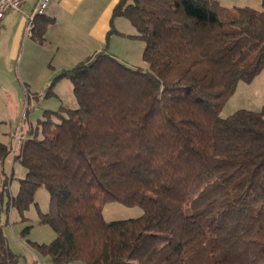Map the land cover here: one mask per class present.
Listing matches in <instances>:
<instances>
[{"label": "trees", "instance_id": "trees-1", "mask_svg": "<svg viewBox=\"0 0 264 264\" xmlns=\"http://www.w3.org/2000/svg\"><path fill=\"white\" fill-rule=\"evenodd\" d=\"M260 1L261 10L117 2L111 21L130 22L148 68L103 50L55 77L50 87L69 79L77 105L45 111L22 133L13 161L25 175L7 201L0 143V264L19 257L3 215L13 207L24 220L41 187L49 201L38 222L55 237L30 246L52 264H264V108L220 116L237 85L264 68ZM35 20L41 42L51 20ZM106 202L143 213L106 221Z\"/></svg>", "mask_w": 264, "mask_h": 264}, {"label": "rangeland", "instance_id": "rangeland-1", "mask_svg": "<svg viewBox=\"0 0 264 264\" xmlns=\"http://www.w3.org/2000/svg\"><path fill=\"white\" fill-rule=\"evenodd\" d=\"M215 1L225 8L247 6L253 10H261L260 0ZM12 34L11 29L0 34V143L5 144L9 149L2 164L4 173L9 178L8 191L4 194L5 201L16 195L19 179L25 175V169L19 163L13 161V151L16 143L13 134H17L19 130L23 133L27 128L34 127L38 120L42 119L45 111H57L61 106L72 109L77 105L69 79L65 77L57 79L50 87L52 80L62 73V70H58L59 60L56 57L54 60H49V53L45 51L29 54L26 38L21 42L17 52L14 51ZM33 39L35 42H39L35 36ZM113 40L114 36H112L111 42ZM138 42L144 46L142 41ZM48 46L44 44L45 48ZM49 50L51 51L50 48ZM135 54H137V50H132L131 57H134ZM139 59L140 52L138 51V60H134V63L129 64L132 65L131 68L147 69L146 62L142 59L139 61ZM49 74H53V76L46 84H43V81L45 82V79L43 80L44 76ZM248 84L249 87H241L244 89L236 87L235 95H232L223 106L220 113L222 118L232 115L242 107H247L250 110H262V103H264V68ZM21 123L22 129H20ZM48 201L49 195L46 189L41 187L37 190L34 198L37 207L31 204L23 213L24 220L21 219V216L13 207L9 209L7 215H3V221L6 222L3 231L9 241L10 248L20 255L18 264H35V257L28 252H35L30 246V242L49 243L55 237L54 232L47 225L38 222L37 209L46 212ZM142 213L143 210L139 206H128L118 202H106L102 206V215L106 221L137 218ZM25 226L31 228L23 236L22 230ZM35 256H37L40 264H52L48 257L40 256L36 252ZM76 264L84 263L77 261Z\"/></svg>", "mask_w": 264, "mask_h": 264}, {"label": "crops", "instance_id": "crops-1", "mask_svg": "<svg viewBox=\"0 0 264 264\" xmlns=\"http://www.w3.org/2000/svg\"><path fill=\"white\" fill-rule=\"evenodd\" d=\"M37 1H24L19 11L7 12L0 23V34L8 29L13 32L12 44L14 51L17 52L21 42L26 38L29 54L42 51L49 53V60H54L56 57L59 60L58 70L62 71L70 69V66H75L77 63L103 50H106L107 53L129 67H132L129 64L134 63V60H138V51L140 52L139 61L142 59L144 46L138 42L141 40L130 37L135 34L130 22L123 17H117L111 21L112 10L119 0H55L47 8L43 17L35 18V27L40 26L44 19L49 18L51 20L43 32L42 41L44 42H35L34 36H24L23 33L25 17L32 14ZM111 28L114 33H111L107 38ZM112 36H114L113 42H111ZM44 44L49 46L45 48ZM132 50H137L134 57H131ZM52 76L53 74L45 75L43 84H46ZM237 87L244 89L249 87V84L239 83ZM262 104L261 108L263 109L264 103ZM240 109L247 110L248 108L242 107ZM253 110L258 111L259 109ZM28 252L35 257V264H40L35 252ZM16 254L19 257L15 264H18L20 255L19 253ZM76 263L77 261L70 264Z\"/></svg>", "mask_w": 264, "mask_h": 264}, {"label": "built area", "instance_id": "built-area-1", "mask_svg": "<svg viewBox=\"0 0 264 264\" xmlns=\"http://www.w3.org/2000/svg\"><path fill=\"white\" fill-rule=\"evenodd\" d=\"M26 0H0V23L3 20L5 14L9 11H19L21 4ZM55 0H38L36 5L33 8L32 14L30 16L25 17V25H24V36H29L32 33L33 23L35 18L44 16L45 11L50 6L52 2ZM20 129H22V123L20 125ZM16 143L14 147L13 154H16L18 144L22 139V131L19 130L17 134H13Z\"/></svg>", "mask_w": 264, "mask_h": 264}]
</instances>
